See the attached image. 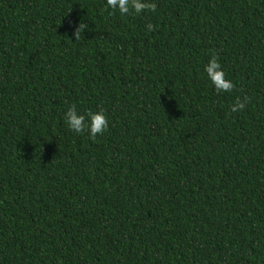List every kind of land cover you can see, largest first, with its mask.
Listing matches in <instances>:
<instances>
[{
    "label": "trees",
    "instance_id": "trees-1",
    "mask_svg": "<svg viewBox=\"0 0 264 264\" xmlns=\"http://www.w3.org/2000/svg\"><path fill=\"white\" fill-rule=\"evenodd\" d=\"M146 2L0 0V264H264V0Z\"/></svg>",
    "mask_w": 264,
    "mask_h": 264
},
{
    "label": "clouds",
    "instance_id": "clouds-1",
    "mask_svg": "<svg viewBox=\"0 0 264 264\" xmlns=\"http://www.w3.org/2000/svg\"><path fill=\"white\" fill-rule=\"evenodd\" d=\"M155 8L154 3H148L146 0H106L105 4V10H112L109 13L110 15H115L117 11L121 15H127L130 11L140 14L145 10L155 11ZM83 27L85 28V25ZM147 29L152 31L154 26L148 24ZM203 71L218 93L230 92L234 88L233 82L226 79L219 57L215 53L210 56L207 64L204 65ZM245 102V100L237 99L236 103L231 106V111H242L245 108ZM63 122L70 131L77 134L87 132L90 138L93 139L103 135L109 126L108 116L103 109L81 112L78 111L75 104L64 111Z\"/></svg>",
    "mask_w": 264,
    "mask_h": 264
}]
</instances>
